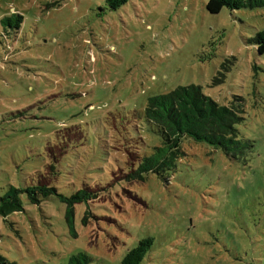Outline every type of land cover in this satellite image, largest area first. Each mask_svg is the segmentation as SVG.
<instances>
[{"label":"rangeland","instance_id":"1","mask_svg":"<svg viewBox=\"0 0 264 264\" xmlns=\"http://www.w3.org/2000/svg\"><path fill=\"white\" fill-rule=\"evenodd\" d=\"M206 2L130 0L112 11L106 0H0V19L23 17L16 33L0 26V197L51 184L57 167L60 192L95 195L73 208L75 235L65 205L22 196V212L0 217L2 258L67 264L84 252L90 264H119L150 237L142 264H264V55L248 43L264 8L210 15ZM188 85L219 105L243 99L247 164L191 143L167 183L128 180L139 153L114 127ZM107 133L119 168L101 165Z\"/></svg>","mask_w":264,"mask_h":264},{"label":"trees","instance_id":"2","mask_svg":"<svg viewBox=\"0 0 264 264\" xmlns=\"http://www.w3.org/2000/svg\"><path fill=\"white\" fill-rule=\"evenodd\" d=\"M128 1L130 0H106V3L108 8L114 11ZM205 8L210 15H217L223 9L231 12L257 10L264 8V0H207ZM22 22L21 15L12 14L0 19V26L8 35L10 32L7 29L16 33ZM248 43L256 48L258 55H264V29L257 31L252 38L248 39ZM216 83L215 79L214 84ZM241 102H243L242 98L234 97L228 105H219L204 95L200 87L194 85L179 86L167 93L149 97L140 114L136 117L134 115L130 120L131 123H127L124 119L117 127H114L118 141L139 153L138 160L133 168L129 169L127 179L146 181L153 174L157 179L167 183L169 177L175 173L177 164L187 156L185 144L191 143L206 144L221 151L231 162H241L246 165L255 146L253 141L242 138L237 129L244 120ZM123 123L126 124L124 130L121 129ZM152 136L155 138L152 139ZM107 139L102 146L101 165L105 168L108 167L107 165L119 168L120 162L108 156L107 149L111 147L110 144H113L109 133H107ZM52 141L60 143L62 140L55 134V139ZM108 157L112 162L108 161ZM49 168L52 169V166ZM55 170L56 173L53 175L57 179L51 184L41 183L39 179L23 188L10 186L8 191L0 197V217L5 219L10 214L22 212V196L26 198L28 204L33 206L52 200L65 205V222L70 232L75 235L73 208L77 205L86 207L88 201L95 195L83 188L70 195L60 192L57 184L63 176L60 168L57 167ZM87 215L85 211L82 223ZM153 243L150 237L139 240L127 251L119 264L144 263ZM91 261L92 259L86 253L81 252L71 255L67 264H90ZM0 264L14 263L0 256Z\"/></svg>","mask_w":264,"mask_h":264}]
</instances>
